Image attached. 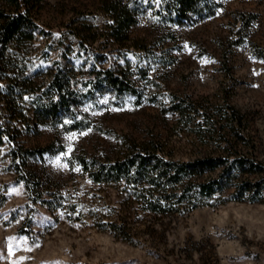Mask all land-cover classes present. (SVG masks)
<instances>
[{
    "label": "rangeland",
    "instance_id": "1",
    "mask_svg": "<svg viewBox=\"0 0 264 264\" xmlns=\"http://www.w3.org/2000/svg\"><path fill=\"white\" fill-rule=\"evenodd\" d=\"M110 1L117 0H39L34 18L41 33L29 45L31 56L46 52L53 58L57 38L69 29L79 31L82 21L94 30L101 7ZM218 2L214 15L190 24L160 23L148 10L136 17L130 40L162 53L167 62L140 59L143 53L131 41L118 46L98 42L97 31L83 35L89 48L117 60L143 100L154 94L166 106L165 95L172 92L217 105L222 88L230 84L229 103L245 119L254 154L264 163V59L259 57L264 51V0ZM92 36L96 41H89ZM160 108L147 101L135 105L129 95L114 104L106 94L79 108L92 124L85 130L39 125L21 132L14 144L1 145L0 195L6 201L0 207V264H264V204L152 214L142 211L121 185L91 183L76 163V155L114 158L125 141L159 142L174 159L211 152L197 146L189 127ZM50 143L61 149L29 157L24 164L38 180L39 191L53 193V209L46 210L27 200L9 150ZM96 221L123 223L135 245L99 230ZM25 226L32 231L29 237L20 233Z\"/></svg>",
    "mask_w": 264,
    "mask_h": 264
},
{
    "label": "trees",
    "instance_id": "2",
    "mask_svg": "<svg viewBox=\"0 0 264 264\" xmlns=\"http://www.w3.org/2000/svg\"><path fill=\"white\" fill-rule=\"evenodd\" d=\"M39 0H0V146L15 143L23 131H35L39 125L59 127L63 132L81 131L91 121L79 108L96 104L110 95L118 104L126 95L135 105L142 101L157 104L169 112L188 132L197 146L211 152L187 159H174L163 153L156 141H125L123 151L110 159L76 155L75 160L91 183L121 185L142 211L152 214H187L199 208H216L228 203L264 204V163L254 154V144L246 134L247 123L229 103L231 86L222 88L217 105L202 103L186 95L166 93L167 105L156 96L143 100L141 91L117 60L87 45L86 35L101 37L102 44L123 46L131 41L129 29L145 11L160 22L184 25L210 17L219 7L218 0H128L110 1L101 7L102 18L94 30L87 22L58 37L55 56L46 52L31 56L29 45L41 33L34 18ZM96 41L94 36L89 40ZM131 46L141 58L167 62L137 40ZM259 57L264 59V51ZM124 56H122V59ZM125 61V60H124ZM144 73V71H143ZM10 149L13 169L20 178L27 200L53 209V193L39 191V182L24 169L29 157H42L61 149L53 143L37 148ZM6 198L0 195V207ZM29 223V220H28ZM95 227L113 234L121 242L135 245L134 237L123 223L96 221ZM25 236L29 226L20 230Z\"/></svg>",
    "mask_w": 264,
    "mask_h": 264
}]
</instances>
